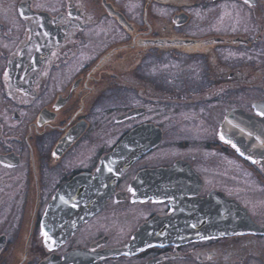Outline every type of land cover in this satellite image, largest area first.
Listing matches in <instances>:
<instances>
[{"label": "flooded vegetation", "instance_id": "flooded-vegetation-1", "mask_svg": "<svg viewBox=\"0 0 264 264\" xmlns=\"http://www.w3.org/2000/svg\"><path fill=\"white\" fill-rule=\"evenodd\" d=\"M258 112L264 0H0V264H264Z\"/></svg>", "mask_w": 264, "mask_h": 264}, {"label": "rangeland", "instance_id": "rangeland-1", "mask_svg": "<svg viewBox=\"0 0 264 264\" xmlns=\"http://www.w3.org/2000/svg\"><path fill=\"white\" fill-rule=\"evenodd\" d=\"M182 108H183V107H182ZM197 110H198V109L191 108V107H187V108H183V109H181V110L179 111V113H176V114L180 116V115H182L183 113H184V114L189 113V114H191V115L196 116ZM168 113H169V114L172 113L170 109H168ZM180 113H181V114H180ZM173 115H174V114H172V117H173ZM200 129H201V132H200L201 134H203L204 132L207 131V130H203L202 127H201V125H200ZM201 134H199L198 137H200ZM168 149H174V148L168 147ZM169 152H171V151H169ZM197 157L199 158L200 163H207V161L209 162V160H210L209 157H208V153H207L206 151H203V152L198 153V156H197ZM263 243H264V241H263Z\"/></svg>", "mask_w": 264, "mask_h": 264}, {"label": "snow or ice", "instance_id": "snow-or-ice-1", "mask_svg": "<svg viewBox=\"0 0 264 264\" xmlns=\"http://www.w3.org/2000/svg\"><path fill=\"white\" fill-rule=\"evenodd\" d=\"M245 2L247 3L248 0H245ZM258 115L264 116V112H258ZM221 139H223V137H221ZM233 147H235V145H233ZM46 235V234H45Z\"/></svg>", "mask_w": 264, "mask_h": 264}]
</instances>
